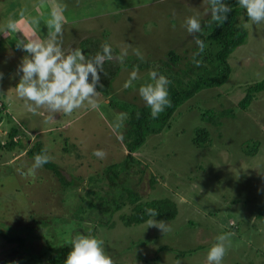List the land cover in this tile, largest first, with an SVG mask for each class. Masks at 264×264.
<instances>
[{
  "label": "rangeland",
  "instance_id": "obj_1",
  "mask_svg": "<svg viewBox=\"0 0 264 264\" xmlns=\"http://www.w3.org/2000/svg\"><path fill=\"white\" fill-rule=\"evenodd\" d=\"M43 1L52 5V10L57 4L66 5L63 11L68 22L63 31L66 49L80 48L87 57H92L102 51L101 45L107 41L120 54L126 50L125 58L140 60L133 51L139 48L143 62H158L159 74L166 77L169 52L174 51L186 59L196 53L195 35L187 32L186 19L199 13L202 28L213 23L208 0H0V38L1 28H5L9 19H15L22 9L29 7L30 10ZM240 10L239 22L247 30L248 37L228 61L233 68L228 82L202 90L184 103L174 115L171 126L161 134L146 135L143 145L134 154L142 166L148 168L139 187L145 199L158 198L169 204L176 203L180 215L178 212L174 222L179 218L186 231H182L180 237L175 236L176 224L168 221L170 231L164 233L147 223L126 230L117 220L115 229H105L101 234L106 251L112 257L115 255L113 259L118 264H146L133 261L137 257L132 256L139 253L149 261L159 244H171L172 240L175 247L182 246L179 247L182 253L194 249L196 252H187L185 257L179 258L174 252L178 249H172L161 263L207 264V253L216 242L215 238L223 234L230 218L240 224L242 241L240 251L238 249L236 253L241 257L233 256L228 249L223 260L226 264L240 260L241 264H264V221L255 216L264 210V91L256 94L245 111L240 112L236 106L248 93V87L264 81V23L254 24L246 10L242 7ZM43 12L42 17L51 16L49 10ZM2 58L0 71L4 78L0 81V115L4 119L0 121L1 144L8 140L1 127L18 125L21 132L31 139L34 137L32 141L23 139L24 142L31 145L34 141H42L50 161L61 167L68 178L87 177L103 166L125 160L128 146L123 136L128 129L125 122L128 113L109 103L111 100L114 105L148 106L140 96L139 88L153 82L148 75L153 68L139 70V79L125 88L133 69L123 67L113 79L110 96L97 97L99 107L95 109L85 102L71 115L50 113L46 107L31 113L14 89L20 78L18 66L10 55ZM186 62L179 67L184 69ZM1 101L6 107L13 106L12 111L8 110L14 117L10 122V116L1 110ZM224 108L233 110L234 115L222 123L217 120V126L215 122L203 120L201 114L206 110L217 112ZM121 113H126L127 118L117 129L114 125ZM237 114L239 119L234 117ZM201 128L211 131L214 139L210 147H198L193 142L197 129ZM257 141L260 145L255 148ZM97 149L104 150L106 158L94 156ZM253 149H256V155L248 151ZM0 154L5 153L0 150ZM33 163L32 158L22 155L0 165V231L22 237L25 247L29 248L26 259H19L18 245L9 244L0 237V264H13L9 262L10 256L16 264H37L38 259L33 253L41 251L46 245L43 237L52 240L54 227L58 228V225L52 227V215H63L65 210H71L80 202L79 193L73 187L65 190L60 178L44 167L37 169L34 175L21 176L20 171L27 173ZM154 177L157 179L155 190L149 184L150 178ZM42 221L47 224L42 225ZM223 224L222 231L220 225ZM194 228L195 235L190 237L186 232ZM231 238L230 247H233ZM179 241L181 245H177ZM42 261L47 264L45 259Z\"/></svg>",
  "mask_w": 264,
  "mask_h": 264
},
{
  "label": "trees",
  "instance_id": "obj_2",
  "mask_svg": "<svg viewBox=\"0 0 264 264\" xmlns=\"http://www.w3.org/2000/svg\"><path fill=\"white\" fill-rule=\"evenodd\" d=\"M225 3L232 9L228 14L227 21L223 24L213 21L212 24H208L209 27H204L200 33L195 34V37L203 40L205 44L204 51L196 55L199 66L193 61L194 55L186 59V56L183 57L181 54H176L174 51L169 52V59L166 60V68L168 70L167 78L171 81L168 85L171 107H166L165 110L159 114L158 118L153 119L151 117V108L149 106L139 107L129 103L114 105V101L110 100L109 104L112 107L120 108V110L128 113V118L125 121L128 129L123 136V140L128 146V154L122 163H113L106 167L103 166L101 170L92 171L87 177L78 176L73 178L65 176L62 168L52 161L43 165L45 169L52 171L60 178L65 190H69L70 187H73L75 191L79 193L78 198H80V202L78 205L71 207V210H65L63 215H52V227L53 225H58V228L57 226L54 227L56 231L53 233L52 240H49L48 237H43L46 241V245H44L43 249L38 253H33L34 257L38 259L37 264H44L42 261L43 259L46 260L45 263L47 264H64L71 250V241L77 234H92L98 238H103L101 234L102 231L105 229L108 231L115 229L118 223L117 220L123 224V227H126V230L131 228V226H139L147 223L149 219H153L146 212L148 208L155 209L159 213L155 218L157 221L164 220L174 222V219L178 216V212L180 215L176 203L173 204L170 201L171 203L169 204V202L159 200L158 198L145 199L139 187L143 175L147 173L146 171H148V168L142 166L141 160L137 159L134 154L138 151V148L143 145L146 135L161 134L166 128L171 126L174 115L179 112V109L184 103L202 90L223 86L230 79L233 68L228 61L235 50L246 43L248 33L245 27L239 22L241 6L238 0H225ZM91 50L93 52V49ZM195 51L198 53L199 48H195ZM114 54L118 56L120 52L114 50ZM185 61H187L185 68L181 69L179 65H181L182 62L185 63ZM135 66H138V70L153 68V70L158 73L160 70H157L159 66L158 62L146 64V62L132 58H124L122 64L115 60L106 62L104 64V71L100 74V83L103 85V88L98 87L97 91H99L103 97H109L113 79L118 76L122 68L128 67L134 69ZM247 90L248 93H246V96L236 105L237 108L240 109V112L248 108L254 97H256V94L264 91V81L251 85ZM1 106V110H5L3 114L10 116L8 122L12 121L11 117H14L8 111V107H6L4 101H1ZM201 115L203 116V120L215 122L214 125L216 124L217 126V120L222 123V120L225 118H231L234 112L226 108L217 112L209 109ZM238 116V114L234 116L235 119ZM3 119V116L0 115V121ZM237 119H239V117ZM252 124L258 123L252 122ZM1 129L3 134L8 137V140L4 144L0 143V150L5 153L0 154V165L7 164L11 159L21 157L22 155L34 160V156L40 154L42 150L45 149L42 141L37 140L31 145H28V141L25 143L23 139L29 140L30 136L27 135V133L21 132V128H18V125L17 127H12L8 124L7 127H1ZM210 132L208 128L197 129L195 137L193 138L194 144L198 147H210L213 145L214 138H212ZM21 134L22 136H20ZM224 137L225 136L222 135V138ZM259 145L260 142L257 141L255 148L259 147ZM248 151L255 155L257 153L256 149ZM14 155L17 156L14 157ZM137 175L139 178L136 177ZM136 178L138 179L136 180ZM156 180V177H154V179L150 178L149 180V184L154 190L156 188ZM255 216L264 221V210H260ZM232 220L231 218L229 219V224L226 228L225 224L220 225V227L222 231L225 228L223 234L232 233L231 239L233 247L228 248L231 249V254L236 257H241L240 254L237 255L236 253L240 248V241H242L239 232L240 224L235 220L234 223ZM45 224H47V222L42 223V225ZM174 224H176L174 227V234L180 237L181 232L184 231L185 233L186 231L185 226L182 227L183 223L180 225L179 218L175 220ZM195 229L196 228L191 232L187 230L186 233L190 234V237H194ZM0 237H3L9 244L18 245L16 254H18L19 259H26L29 248L28 246L25 247V240L22 239V237L10 233L4 234L2 231H0ZM174 242L175 241L172 240L171 244H159L158 248H156L155 255L149 256V261H145L144 257H141L139 253L135 252L136 254L132 256V258L137 257V259H133V261H143L146 264H151L152 262V264H163L161 263L163 257H166L165 254L170 250L172 251V249H178L174 252L178 253L176 257L179 258L185 257L187 252H196V249H194L182 253V251L179 250V247L182 248V246L175 247ZM180 243L179 241L177 245H181ZM142 245L144 248L146 247V244ZM244 246L245 245H242V247ZM198 249L199 248H197V250ZM113 257H115V255ZM8 258L10 259L9 262L13 263L16 261L12 259V256ZM222 261L223 264L227 263L225 260ZM116 264L118 263L116 262ZM233 264H241V260L238 262L235 261Z\"/></svg>",
  "mask_w": 264,
  "mask_h": 264
},
{
  "label": "clouds",
  "instance_id": "obj_3",
  "mask_svg": "<svg viewBox=\"0 0 264 264\" xmlns=\"http://www.w3.org/2000/svg\"><path fill=\"white\" fill-rule=\"evenodd\" d=\"M211 7L212 21L223 24L232 11L225 0H208ZM239 5L246 10L247 17L254 23H264V0H238ZM66 5L57 4L48 21L49 32L46 36H38L33 31L32 36L25 41L19 39L16 49L26 53L17 68L20 76L15 86L17 97L25 101L24 107L28 112L36 113L38 109L46 107L50 113L63 112L71 115L75 110L80 109L87 102L92 108L99 107L97 97L101 95L97 88H103L100 83V74L104 71V64L109 61H118L121 64L127 56V51L115 55L113 47L105 41L101 45L102 51L92 57H87L80 48H65L63 40V11ZM25 9L20 11L21 19L24 18ZM18 21L9 19L5 30L14 31ZM32 24L39 26V20L33 18ZM186 30L190 35L200 33L202 24L199 13L188 17L185 21ZM195 43L199 52L194 54L193 61L199 66L196 55L205 49L204 41L195 37ZM126 47H131L127 45ZM134 54L143 61L144 56L139 48L133 50ZM138 66H135L130 73L124 87L129 88L133 82L139 79ZM152 83H147L139 88V94L146 104L151 108V117L158 118L166 107H171L168 85L171 81L155 70L148 73ZM4 74L0 72V81ZM127 118L126 113L117 117L118 122L114 125L119 129ZM93 155L98 159H104L107 153L97 149ZM51 157L46 150L34 156V163L28 172L20 171L21 176L34 175L35 171L44 164L49 163ZM19 171V170H18ZM146 212L153 219H149V227L160 229L163 233L170 231L166 221H157L155 218L159 213L152 208ZM148 227V228H149ZM232 233L221 234L215 238L216 242L210 247L206 261L207 264H221L228 248L230 247V236ZM104 240L92 234H77L71 241L69 251L64 264H116L112 255L104 247ZM16 264V262H13ZM180 264V261H177Z\"/></svg>",
  "mask_w": 264,
  "mask_h": 264
},
{
  "label": "crops",
  "instance_id": "obj_4",
  "mask_svg": "<svg viewBox=\"0 0 264 264\" xmlns=\"http://www.w3.org/2000/svg\"><path fill=\"white\" fill-rule=\"evenodd\" d=\"M36 5V4H35ZM33 6L30 10L29 7L27 8V10L24 13V18L21 19V16H17L15 19L18 21L16 29L14 31H6L5 28H1L2 34H1V38H0V63H3V55H6L7 57H9V55L12 57V61L16 64V66H18L23 58V56L26 54L24 53L22 50H17L16 49V43L18 42L19 39H24L25 41H27L31 36L33 31H35L36 35L38 36H46L49 32V28H48V21L51 19V16L49 17H42V13L44 14L43 10H49L50 14L52 12V5L51 7L48 5L47 2L43 1L40 3L39 6ZM48 6L50 7V9L48 8ZM55 7V6H54ZM63 17H64V21H63V29H65L66 25L68 24L66 18H65V14L62 13ZM33 18H36L39 20V26L37 27L36 25L32 24L31 21ZM5 27V26H4ZM9 54V55H8ZM5 65V64H4ZM6 69L8 70L9 67L5 66ZM2 72V71H0ZM5 73V71H3ZM10 72V71H9ZM0 91L2 92L1 88ZM12 102V101H11ZM13 106L9 105L8 106V110H11ZM11 111H9L11 113ZM20 111L18 112V115H20ZM50 133V132H48ZM38 136V135H35ZM29 140H34L33 139H29ZM36 141H34L33 143H35ZM32 143V144H33Z\"/></svg>",
  "mask_w": 264,
  "mask_h": 264
}]
</instances>
